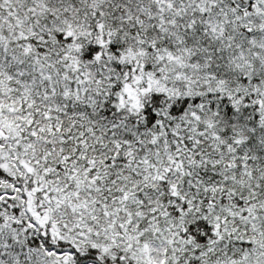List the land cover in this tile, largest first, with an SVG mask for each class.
I'll use <instances>...</instances> for the list:
<instances>
[{"label":"snow or ice","instance_id":"obj_1","mask_svg":"<svg viewBox=\"0 0 264 264\" xmlns=\"http://www.w3.org/2000/svg\"><path fill=\"white\" fill-rule=\"evenodd\" d=\"M0 264H264V0H0Z\"/></svg>","mask_w":264,"mask_h":264}]
</instances>
